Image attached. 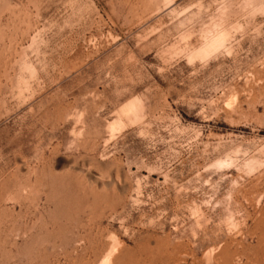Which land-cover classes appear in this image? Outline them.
I'll return each instance as SVG.
<instances>
[{"label":"rangeland","instance_id":"1","mask_svg":"<svg viewBox=\"0 0 264 264\" xmlns=\"http://www.w3.org/2000/svg\"><path fill=\"white\" fill-rule=\"evenodd\" d=\"M0 264H264V0H0Z\"/></svg>","mask_w":264,"mask_h":264},{"label":"bare ground","instance_id":"2","mask_svg":"<svg viewBox=\"0 0 264 264\" xmlns=\"http://www.w3.org/2000/svg\"><path fill=\"white\" fill-rule=\"evenodd\" d=\"M225 34V33H224ZM128 106V105H127ZM126 107V106H125ZM135 110H136V108H135ZM116 122H118V121H116Z\"/></svg>","mask_w":264,"mask_h":264}]
</instances>
